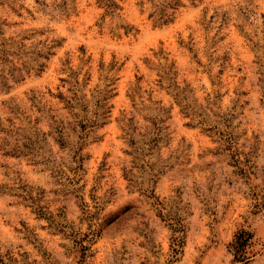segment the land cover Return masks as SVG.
I'll list each match as a JSON object with an SVG mask.
<instances>
[{
  "label": "rangeland",
  "instance_id": "1",
  "mask_svg": "<svg viewBox=\"0 0 264 264\" xmlns=\"http://www.w3.org/2000/svg\"><path fill=\"white\" fill-rule=\"evenodd\" d=\"M117 4L0 0V264H264V0Z\"/></svg>",
  "mask_w": 264,
  "mask_h": 264
},
{
  "label": "trees",
  "instance_id": "2",
  "mask_svg": "<svg viewBox=\"0 0 264 264\" xmlns=\"http://www.w3.org/2000/svg\"><path fill=\"white\" fill-rule=\"evenodd\" d=\"M107 9H118L117 0H103ZM178 5L162 1L157 6V21L161 24L170 23L174 16V11ZM253 236L247 232H239L232 243L229 245L234 256V261L246 264L254 255Z\"/></svg>",
  "mask_w": 264,
  "mask_h": 264
}]
</instances>
